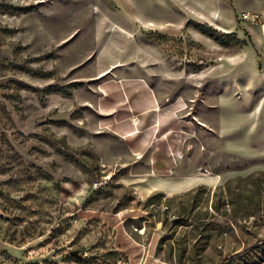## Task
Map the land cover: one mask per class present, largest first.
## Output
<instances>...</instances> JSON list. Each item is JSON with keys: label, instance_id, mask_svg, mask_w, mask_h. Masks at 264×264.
Returning a JSON list of instances; mask_svg holds the SVG:
<instances>
[{"label": "rangeland", "instance_id": "obj_1", "mask_svg": "<svg viewBox=\"0 0 264 264\" xmlns=\"http://www.w3.org/2000/svg\"><path fill=\"white\" fill-rule=\"evenodd\" d=\"M115 66L181 101L156 175ZM0 264H264V0H0Z\"/></svg>", "mask_w": 264, "mask_h": 264}, {"label": "crops", "instance_id": "obj_2", "mask_svg": "<svg viewBox=\"0 0 264 264\" xmlns=\"http://www.w3.org/2000/svg\"><path fill=\"white\" fill-rule=\"evenodd\" d=\"M118 67L109 69L108 73L115 75L116 82H111L110 86L112 90L118 89L119 93L115 94L112 91L110 94H105V99L100 103V112L105 117L109 116L110 120L106 123L111 125L110 128L114 133L122 136L133 157L136 156L135 162L141 163L147 155L151 165L149 171H154L157 162L154 154H150L152 145L150 137L155 134L157 139L162 128H174L183 111V108H179L181 101L163 102L145 78L141 75L133 76L127 72H117ZM159 163L161 164L162 161ZM152 173L156 175L155 171ZM153 174H150V179H155L151 176ZM192 179L191 176L167 177L165 180L173 185L164 190L167 193L186 190L191 187Z\"/></svg>", "mask_w": 264, "mask_h": 264}, {"label": "built area", "instance_id": "obj_3", "mask_svg": "<svg viewBox=\"0 0 264 264\" xmlns=\"http://www.w3.org/2000/svg\"><path fill=\"white\" fill-rule=\"evenodd\" d=\"M241 17L244 19V20H248V21H257L259 19V15L252 12V11H244L242 14H241ZM101 184V182H100Z\"/></svg>", "mask_w": 264, "mask_h": 264}, {"label": "water", "instance_id": "obj_4", "mask_svg": "<svg viewBox=\"0 0 264 264\" xmlns=\"http://www.w3.org/2000/svg\"><path fill=\"white\" fill-rule=\"evenodd\" d=\"M72 254H73V255H76V256H80V257L83 256V255L81 254L80 250H73V251H72Z\"/></svg>", "mask_w": 264, "mask_h": 264}, {"label": "bare ground", "instance_id": "obj_5", "mask_svg": "<svg viewBox=\"0 0 264 264\" xmlns=\"http://www.w3.org/2000/svg\"><path fill=\"white\" fill-rule=\"evenodd\" d=\"M108 72H110V70Z\"/></svg>", "mask_w": 264, "mask_h": 264}]
</instances>
